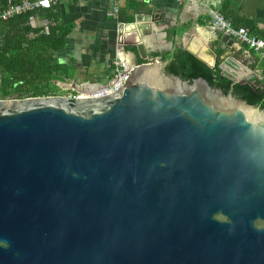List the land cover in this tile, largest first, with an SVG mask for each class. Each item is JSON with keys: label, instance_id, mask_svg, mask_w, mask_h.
I'll return each mask as SVG.
<instances>
[{"label": "water", "instance_id": "1", "mask_svg": "<svg viewBox=\"0 0 264 264\" xmlns=\"http://www.w3.org/2000/svg\"><path fill=\"white\" fill-rule=\"evenodd\" d=\"M132 46L111 95L0 100V264H264V111Z\"/></svg>", "mask_w": 264, "mask_h": 264}, {"label": "crops", "instance_id": "2", "mask_svg": "<svg viewBox=\"0 0 264 264\" xmlns=\"http://www.w3.org/2000/svg\"><path fill=\"white\" fill-rule=\"evenodd\" d=\"M58 7L62 22L74 28L60 57L64 63L75 62L72 77L64 84L69 88L77 84V93L89 94L105 85L113 73V63L119 59L129 69L140 64L141 57L133 43L142 45L148 59H153L151 55L155 53L171 52L174 46L203 58H210L211 51L220 58L215 63L219 66L231 55L237 65L235 71L224 67L235 79L264 80L263 57L234 39L225 48L221 43L224 34L213 35L207 29L208 11L213 10L233 27L246 28L250 35L264 38V0H121L117 17L111 14L108 0H67ZM149 15L154 19L145 22L143 19ZM137 18L141 21L136 28L127 27ZM32 24L40 26L45 22L35 18Z\"/></svg>", "mask_w": 264, "mask_h": 264}, {"label": "trees", "instance_id": "3", "mask_svg": "<svg viewBox=\"0 0 264 264\" xmlns=\"http://www.w3.org/2000/svg\"><path fill=\"white\" fill-rule=\"evenodd\" d=\"M10 1L18 4L22 0ZM58 5L43 6L0 22V100L55 96L60 90L57 83L71 79L75 62H62L60 53L74 28L62 22ZM8 6L7 0H0V13ZM35 18L45 24L33 25ZM174 36L172 32L171 37ZM151 57L162 62L166 75L188 82L203 79L224 95L231 93L234 98L264 111V80L233 83L221 76L218 64L210 68L177 46L171 52L155 53Z\"/></svg>", "mask_w": 264, "mask_h": 264}, {"label": "built area", "instance_id": "4", "mask_svg": "<svg viewBox=\"0 0 264 264\" xmlns=\"http://www.w3.org/2000/svg\"><path fill=\"white\" fill-rule=\"evenodd\" d=\"M9 3L8 8L3 10L0 13V22L7 21L15 16H19L26 12L36 11L43 6H56L61 4L66 0H22L18 4H12L10 0H7ZM110 3L111 14L113 16H118L119 7L121 0H108ZM147 2H153L155 0H143ZM178 2H187L193 3L194 0H177ZM209 14V23L207 26L208 31L215 35L217 33L227 34L231 36L238 44L245 46L248 50L255 52L264 58V38H258L250 35L249 31L243 27H233L224 16L213 10L208 11ZM111 77L107 80V83L94 90L89 94H80L73 90H63L62 92H66L65 94L61 93L60 95L73 101L77 98H82L85 96L99 98L113 94L119 88H121L126 78L129 74V68L122 60H117L113 63V71ZM60 88V87H59ZM61 89V88H60Z\"/></svg>", "mask_w": 264, "mask_h": 264}, {"label": "rangeland", "instance_id": "5", "mask_svg": "<svg viewBox=\"0 0 264 264\" xmlns=\"http://www.w3.org/2000/svg\"><path fill=\"white\" fill-rule=\"evenodd\" d=\"M61 93L65 94L66 92H62V90L60 89V90L56 93L55 96L60 95ZM13 99H15V98H13Z\"/></svg>", "mask_w": 264, "mask_h": 264}]
</instances>
